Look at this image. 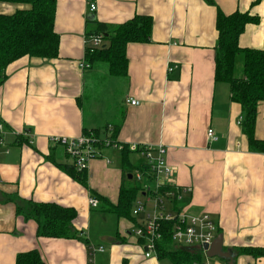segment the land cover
Returning a JSON list of instances; mask_svg holds the SVG:
<instances>
[{"label":"crops","instance_id":"1","mask_svg":"<svg viewBox=\"0 0 264 264\" xmlns=\"http://www.w3.org/2000/svg\"><path fill=\"white\" fill-rule=\"evenodd\" d=\"M89 2L96 6L92 13ZM14 7L0 2V12ZM217 10L256 15L257 23L245 27L239 44L264 49V0H57L58 56L18 58L7 65L0 83V122L9 132L31 136L19 135L17 141L7 133V152L0 147V264H15L19 252L31 249L46 264H86L88 244L102 246L100 238L108 245L95 264H164L155 254L145 257L135 235L127 237L133 230L124 218L87 205L96 195L116 202L123 177L120 151L97 146L83 172L84 186L67 171L72 161L62 147L49 140L75 137L83 129L102 133L106 125L118 126V144L164 146L173 170L169 184L192 189L180 202L207 212L221 235V250L230 252V259H203L202 250V263L264 264V150L248 146L228 84L214 82ZM134 14L151 17L149 41L127 45L125 76L101 73L105 85L90 81L86 93L85 80L94 79L92 67L98 63L85 60L89 66H79L85 59V35L96 31L95 22L114 26ZM242 59V53L236 55L237 77L243 75ZM126 98L138 104L130 105ZM83 101L90 108L86 114ZM209 128L217 140L207 139ZM255 137L264 140V102L257 106ZM130 158L137 165L139 157ZM13 194L75 208L73 228L79 238L36 236L35 221L23 220L14 203L3 201ZM94 209L107 215L98 216ZM113 216L114 234L107 230ZM107 217L110 222L98 224L101 230L92 234L91 225ZM241 247L255 253L241 254Z\"/></svg>","mask_w":264,"mask_h":264},{"label":"trees","instance_id":"2","mask_svg":"<svg viewBox=\"0 0 264 264\" xmlns=\"http://www.w3.org/2000/svg\"><path fill=\"white\" fill-rule=\"evenodd\" d=\"M15 7L11 12H0V83L5 77V68L14 60L28 56L51 59L58 56L59 34L55 30V12L57 0H0ZM211 2V0H209ZM258 17L247 12L233 11L224 14L217 10L215 29L217 40L214 45V82H224L229 86V98L239 105L241 131L252 150L263 151L264 140L255 137L257 106L264 102V49L241 47L239 37L248 24L257 23ZM96 31L103 35L104 43L99 48L86 49L88 63L104 62L109 75L115 77L127 74L126 48L129 43L148 42L152 28L149 15L134 14L126 21L114 26L95 22ZM242 53V76L234 74L236 55ZM118 126H105L99 129H83V134L96 137L94 146H105L104 138L116 141ZM17 141L19 137H16ZM61 147V146H60ZM63 149V148H62ZM68 157L67 153L63 149ZM135 154L124 147L120 151L123 177L116 202H110L96 195L99 211L110 212L137 224L132 208L142 191L140 184L128 178L135 169L145 171L141 159L135 165L130 158ZM138 156V155H137ZM67 171L82 185L85 184L83 172L70 164ZM76 173V174H75ZM85 186V185H84ZM166 190L169 186H163ZM4 202L15 205L16 215L23 220L36 223V236L53 238H79L73 228L77 211L73 207L63 206L51 201H34L19 197L17 194L5 196ZM173 208L178 209L176 200ZM175 219L160 220V238L155 242V256L167 258L170 264H201L202 249L197 246L177 245L172 240V227ZM138 240L141 242V238ZM239 253H255L254 248L241 247ZM15 264H46L37 249L19 252Z\"/></svg>","mask_w":264,"mask_h":264},{"label":"built area","instance_id":"3","mask_svg":"<svg viewBox=\"0 0 264 264\" xmlns=\"http://www.w3.org/2000/svg\"><path fill=\"white\" fill-rule=\"evenodd\" d=\"M96 9L94 3L89 2L88 12L92 13ZM84 54L86 49L99 48L104 45V38L101 33L87 34L84 37ZM81 68L89 66L85 60L79 62ZM125 102L130 105H137L138 101L126 98ZM241 117L238 118L240 124ZM12 133L15 137L19 135L26 139L31 137L28 132H9L2 122H0V147L7 152L6 134ZM207 139L217 140L211 128L206 131ZM50 142L53 145L61 146L71 159L77 171H85L89 161L95 157L97 151L94 146L97 140L93 134H80L75 137L52 136ZM103 144L121 151L124 147L136 153L145 167V171L135 169L131 178L140 184L142 193L135 199L132 214L138 219L137 226L133 234L141 238L145 257L154 255L155 242L160 238V220L175 219L172 227V240L177 245L197 246L202 249L204 244L209 245L216 236V225L205 211L197 212L190 205L182 201L183 196L191 192L189 186L170 185L168 180L172 175V168L165 160V148L163 145H148L139 143L118 144L116 141L104 138ZM163 186H169L162 190ZM173 200H176L178 209L173 208ZM165 201L167 204H165ZM89 208L97 205V199L90 196L87 200ZM150 208H148V206ZM87 263L95 264V254L104 249L100 245L89 243L87 246ZM203 250V249H202Z\"/></svg>","mask_w":264,"mask_h":264},{"label":"rangeland","instance_id":"4","mask_svg":"<svg viewBox=\"0 0 264 264\" xmlns=\"http://www.w3.org/2000/svg\"><path fill=\"white\" fill-rule=\"evenodd\" d=\"M105 44H106V42H105ZM95 63H98V64H95V66L92 67V70H94V72H95L94 79L86 78V80H85V81H86V84H87V87H86V93H88V91H89V87H88V85H89V82H90V81H91V82H94L95 84H97V85H99V86H104L105 83H106V78H105L104 76L102 77V75H101V73L103 74V73H106V72H107V65H106V63H104V62H100V61L95 62ZM98 70H99V72H98ZM107 75H108V77H109V74H108V73H107ZM95 78H96V79H95ZM97 93H98V92H97ZM82 103H83V105H85V114H86L90 108L87 107V103H86V101H83ZM68 158H69V157H68ZM137 197H138V196H137ZM165 204H167L166 201H165ZM150 206H151V205H149L148 208H150ZM94 211H97V210L94 209L92 212H93V213H96L98 216H99L100 214H102V213L99 214L98 212H94ZM102 215H107V214H102ZM113 217H114V216H113ZM116 217H117V216H116ZM122 218H123V217H122ZM105 219H106L105 221H102V219H101V220L98 221V223L95 222L94 224L91 225V227H92V234H94L95 231H96V232H99V231L101 230L100 228H99V230L97 229L98 224H99L100 226L103 227V225H106V224H108V223L110 222V219H111V218L107 217V218H105ZM123 220H124V222L129 226V229H128L129 232H130V230H134V228L137 226V224H135V225H133L132 223L129 224L130 221L127 220L126 218H124ZM111 221H112V223H111L110 227L107 228V230H108V229H112V230H113V234H114V232L116 231L115 229H118L117 226H116L117 219L114 217V219H111ZM100 222H101V223H100ZM92 223H93V220H92ZM134 226H135V227H134ZM95 227H96V228H95ZM96 229H97V230H96ZM119 230L121 231V226H120ZM126 230H127V229H126ZM127 237H128V238H134V234H132V232H131L130 235L127 234ZM99 241L103 243L102 246H104V250H103L102 252H97V253L95 254V257H96L97 254L103 253L105 250H107V245H108V243L102 241L101 238L99 239ZM203 259H206L205 255H204ZM161 260H163L162 263H164V264H168V263L170 262L167 258H163V259H161Z\"/></svg>","mask_w":264,"mask_h":264},{"label":"water","instance_id":"5","mask_svg":"<svg viewBox=\"0 0 264 264\" xmlns=\"http://www.w3.org/2000/svg\"><path fill=\"white\" fill-rule=\"evenodd\" d=\"M128 178H131V174L128 175ZM221 235H216L214 240L209 244H204L202 249L205 252L206 257H213V256H220V257H226V258H231L230 257V252L223 253L221 250ZM205 264V263H201Z\"/></svg>","mask_w":264,"mask_h":264}]
</instances>
